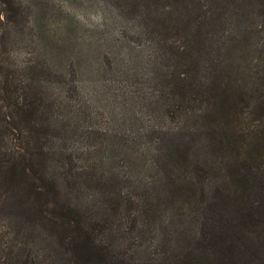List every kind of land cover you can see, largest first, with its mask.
<instances>
[{
    "label": "trees",
    "instance_id": "obj_1",
    "mask_svg": "<svg viewBox=\"0 0 264 264\" xmlns=\"http://www.w3.org/2000/svg\"><path fill=\"white\" fill-rule=\"evenodd\" d=\"M158 1L142 10L133 0L132 10L159 36V62H187L195 77L206 63L210 104L199 112L214 113L150 133L137 154L149 175L129 163L131 176L91 187L73 177V155L53 146L67 142L65 131L47 149L32 134L17 136L13 149L0 145V220L30 228L16 264H264V162L231 140L237 125L223 111L227 94L234 105L264 96V43L246 24L264 18V0Z\"/></svg>",
    "mask_w": 264,
    "mask_h": 264
},
{
    "label": "rangeland",
    "instance_id": "obj_2",
    "mask_svg": "<svg viewBox=\"0 0 264 264\" xmlns=\"http://www.w3.org/2000/svg\"><path fill=\"white\" fill-rule=\"evenodd\" d=\"M132 1L0 0L1 146L13 149L17 136L32 134L47 149L57 131H65L67 142L53 146L73 155V177L91 187L131 176L129 163L139 176L149 175L140 157L150 133L214 113L199 112L210 104L206 63L195 77L187 62H159V36L142 29ZM137 1L143 10L145 0ZM246 24L257 32V43H264V18ZM223 101V111L237 125L228 129L231 140L264 162L262 93L239 96L237 105L228 94ZM16 113L21 114L15 123ZM167 113L175 114L170 122ZM257 200L264 209L263 196ZM30 227L34 234L32 222ZM29 234L28 226L15 230L0 220V264H16L19 243Z\"/></svg>",
    "mask_w": 264,
    "mask_h": 264
}]
</instances>
